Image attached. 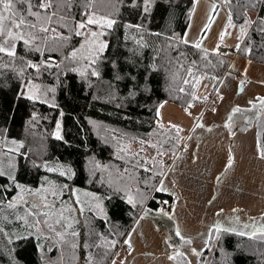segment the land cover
I'll return each mask as SVG.
<instances>
[{
  "label": "trees",
  "instance_id": "obj_1",
  "mask_svg": "<svg viewBox=\"0 0 264 264\" xmlns=\"http://www.w3.org/2000/svg\"><path fill=\"white\" fill-rule=\"evenodd\" d=\"M215 1L226 6L232 22H256L247 24L248 31L237 52L249 61L264 64V32L259 30L264 25L258 19L264 17V3ZM83 2L80 0V7L72 8L77 19H82L79 13ZM129 4L131 0H124L123 4L98 0L95 5L99 14L111 13L118 21L110 34L103 37L109 47L94 66L99 76H92L88 61L80 59L89 55L87 49L81 50L76 60L65 59L72 48L79 47L80 37H73L67 44L48 41V48L58 50H45L43 56L27 51L22 44L17 45L14 62L0 54V65H8L0 67V141L13 138L23 144L16 152L17 180L36 186L46 173L45 162L61 160L70 165L73 175L68 179L55 174L58 180L68 181L69 187L95 191L103 202L104 213L87 209L78 229L73 230L79 233L75 242L80 246L74 252L67 246L61 247L63 264H86L88 253L93 264H110L137 217L145 212L164 229L172 245L184 243L175 236L169 218L154 212L164 199L172 196L165 192L150 196V173L142 170L137 174L134 165L143 158L148 140L156 135L160 105L169 101L182 108L190 107L197 101L201 84L220 79L231 62L230 57L207 49L205 56V48L181 42L195 0H155L147 15L139 7L125 6ZM128 24L141 25V30L125 27ZM141 37L143 46L136 43ZM49 56L59 68L41 69L37 75L34 69L26 67L28 60L39 63ZM81 72L85 74L82 76ZM35 85L40 87L39 101L27 98L37 94ZM255 104L254 109H259L258 100ZM58 125L62 138L55 135ZM134 145L137 149L132 148ZM133 153L139 156L134 157ZM130 177H135L133 186L128 182ZM0 184L8 185L6 191L0 188L1 202L18 191L6 178H0ZM128 195L143 203L133 207L127 203ZM112 241L116 242L114 246ZM39 242L41 239L32 234L12 239L8 232H0V264H52L44 257L45 250L41 251ZM198 264H264V233L221 232L219 239L211 238Z\"/></svg>",
  "mask_w": 264,
  "mask_h": 264
},
{
  "label": "rangeland",
  "instance_id": "obj_2",
  "mask_svg": "<svg viewBox=\"0 0 264 264\" xmlns=\"http://www.w3.org/2000/svg\"><path fill=\"white\" fill-rule=\"evenodd\" d=\"M194 7L195 11L191 13L184 39L191 44L199 42L203 48L211 51H215L218 44L223 43L230 49L229 57L236 54L248 31L247 24L232 22L235 27L229 26L226 6L218 4L215 0H200L198 4L195 2ZM209 20L212 21L210 25ZM241 25H244L246 30L243 38L240 34ZM196 96L197 101L188 108H182L169 101L160 105L156 135L148 140L149 147L145 148L142 155L150 161L149 166L152 157H156L157 161L162 158L163 167H153L149 185H156L161 177L155 173L163 171L164 183L169 189L165 193L172 196L164 199L167 203L162 201L154 212L169 218V225L172 226L174 234L179 229L181 236L190 239L191 244L172 245L169 236L162 233L164 229L161 230L151 214L145 212L137 217L110 264H113V261L115 264H183V259L188 264H198L200 255H196L192 249L203 252L210 242V231L212 237L217 239L213 226L218 221L224 226H234L237 232L243 231L245 235L254 234L243 225L255 224L259 227L264 224V159L260 157L258 150V140L261 145V135L264 133V112H260V108L255 110L252 107L257 98H264V83L237 76L231 71L220 79L204 81ZM236 107L249 111L233 115L230 130L225 124ZM161 124L163 128L159 127ZM171 125H178L182 131L177 132ZM57 133L61 135L59 127L56 136ZM177 137L180 138L179 142ZM12 141L16 143L13 144ZM152 144H156L157 148H153ZM18 145L19 142L13 138L0 141V166L5 171H11L9 165L14 164L16 172V152H8V149H15ZM132 148L137 149V145ZM158 150L163 151L162 157L157 156ZM230 158L232 166L229 168ZM45 164L57 170L49 172L43 166L46 173L38 185L32 186L17 181L33 190L42 185L48 188L68 185V181L61 182L55 175H60V171L69 170L70 165L67 162L49 160ZM142 170L137 168V174ZM128 182L133 186L134 179H129ZM69 189L74 195L65 191L64 195L56 200V210L61 208V201L65 202V206L77 208L75 213H65L66 216L73 215L78 221L73 224L71 231L78 227L80 218L87 209L104 213L103 202L97 192L78 186ZM155 192L151 187L149 195L153 196ZM19 193L18 189L14 197L5 202L0 201V232H8L12 239L30 235L35 231V222L41 218L32 217L28 214L29 211H48L44 208L32 209L34 198L27 193V203H16ZM88 193L93 195H86ZM77 195L84 205L83 213L79 211V205L75 204ZM48 198L56 199L51 195ZM9 202L16 203V207H8ZM161 208L164 209L163 212L160 211ZM237 216L238 221L235 220ZM40 227L47 235V227L43 223ZM57 228L63 230L59 226ZM257 233L261 232H255ZM35 236L40 237V233L36 232ZM40 239V244L47 247L56 245L54 235L51 241ZM62 252L60 248L53 255L45 249L44 257L52 264H63ZM176 252L182 255L170 260L169 257Z\"/></svg>",
  "mask_w": 264,
  "mask_h": 264
},
{
  "label": "snow or ice",
  "instance_id": "obj_3",
  "mask_svg": "<svg viewBox=\"0 0 264 264\" xmlns=\"http://www.w3.org/2000/svg\"><path fill=\"white\" fill-rule=\"evenodd\" d=\"M98 0H84L82 11L79 15L82 19H77L76 15L73 14L72 8L74 6L80 7V0H0V54H4L10 58H12L13 62L17 59V45L22 44L25 49L29 52H36L41 56L44 55V51L47 50L57 51L58 49L48 48V41H63L66 44L69 43L73 37L82 38V42L79 43V47H74L71 49L68 56L65 59L76 60L78 58V53L81 50L87 49L89 52L88 56L80 57V59H85L88 61L89 68H91L92 76H99L100 73L94 67L100 57L107 51L109 44L108 41L104 40L103 37L109 35L114 26L118 23V21L112 18L111 13L99 14V11L96 9L95 5ZM101 3H104L105 0H100ZM118 3L123 4L124 0H117ZM155 2V0H131V4L125 5L126 7H139L142 12L147 15L151 11V5ZM198 4L200 0H195ZM107 3H111V0H107ZM264 3V0H255V4ZM19 6V7H18ZM215 8V5L212 6ZM195 11V7L193 8ZM259 23L264 25V17H259ZM212 23L211 20L208 21V25ZM246 24L251 25L252 23H256L255 21L246 20ZM228 25L235 27L232 24L231 15L228 17ZM127 28L135 27L138 31L141 30V25H125ZM58 29H64L65 31H58ZM261 32H264V27L259 29ZM67 32V34H65ZM245 27L244 25L240 26V34L241 38L245 35ZM158 35V33H157ZM221 39H223V34L221 35ZM181 42L184 44H188L189 41L187 39H181ZM138 45L143 46V39L136 40ZM43 44V47L41 46ZM194 47L200 49L202 47L201 43L194 42ZM219 47V46H218ZM204 54L207 56L208 52L204 49ZM22 60L23 57H20ZM0 67H8L7 64L0 65ZM26 67L30 69H34L37 75L40 74L41 69H51L53 67L59 68L60 65L56 63L51 56L48 57L47 60H41L39 63H34L31 60L26 61ZM113 67H115V62H113ZM72 71H78V69H72ZM23 69H21V73ZM82 76L85 74L84 72L80 73ZM191 74V72H190ZM134 81L135 77H131ZM189 81H185L188 83ZM31 83V82H29ZM27 87V85H26ZM36 88L37 94L28 95V99L39 101L40 100V87L39 85L34 86ZM55 91V89H52ZM260 106V112H264V98H257ZM47 103V101H43ZM252 103V102H250ZM162 106V105H161ZM257 105L255 103L252 104V107L255 108ZM245 111H249L248 109H241L239 107L233 108L232 114L229 115L228 121L225 124V127L231 130L232 127V116L236 113H242ZM159 115V113L157 112ZM247 119V117H245ZM251 121L249 120V123ZM200 126V125H198ZM59 127V125H58ZM159 127L163 128L164 126L161 124ZM172 129H175L177 132L182 131L178 125H171ZM235 135V133H232ZM58 138H62L57 133ZM177 142H179V137L176 138ZM15 144V141H12ZM141 144H144L145 141H140ZM153 148H157L156 144L151 145ZM23 147V144H19L15 149H8V152H19V148ZM143 150V149H142ZM258 150L259 155L262 159H264V147H261L260 142L258 140ZM134 157H138V153H133ZM157 156L162 157L163 151L158 150ZM120 159H124V157H120ZM141 160L143 162H141ZM150 161L147 158L137 159L134 167L143 169L145 172L151 173L153 167L157 165L159 167H163L162 158L157 161L156 157L151 158V166H149ZM232 166V158L229 160L228 167ZM44 167L47 171L52 172L57 169L48 167L46 164ZM99 167V165H97ZM9 168L11 171H5L2 166H0V178H6L12 187L19 189L20 193L16 199V203H27L28 201L25 199V193L28 196L33 197L32 200V209L39 210L41 208L48 209V211L39 212V211H29V215L33 217H41V219H37L35 222V231L32 235L35 236L36 232L40 233V237L45 241H51L53 235L56 238L55 247H47L46 250L48 252L59 251L62 246L69 247L73 252L80 246L75 239L79 236V233L76 231H71L74 223H78V221L73 216H66L65 213H75L77 208L72 207L70 205L65 206V202L61 201V208L56 210V200L62 197L65 191L71 190L67 184H64L58 188H48L43 185L36 189L26 188L24 185L20 184L17 181L15 175V165L10 164ZM127 171V169H125ZM61 176H67L68 179L72 178L71 170L69 169L67 172L60 171ZM161 177L160 180L157 181L156 185H151L152 188L156 192H168L169 189L164 183L165 174L163 171L155 173ZM154 178V177H153ZM130 179H135V177H130ZM144 183L147 185L148 181L145 180ZM0 188L5 191L8 188V185L0 184ZM78 191V190H76ZM139 192V189L136 190ZM74 195V193H71ZM56 198L54 200H49L48 196ZM86 195H93L88 193ZM143 195V193H141ZM98 199V198H97ZM143 203V201H137L132 195L127 196V203L136 206L137 203ZM16 203L9 202L8 207H16ZM162 203H167V201H163ZM75 204L79 205V211L83 213L84 205L81 204L80 198L77 195L75 197ZM99 207V205H97ZM102 210V209H101ZM161 212L164 211L163 208L160 209ZM234 211H238L234 209ZM106 218V216H105ZM23 219V218H21ZM235 220L238 221L239 217H235ZM25 222H27L25 220ZM43 223L44 226L48 229V234H44L40 225ZM59 228L63 229L58 230ZM245 229H250L251 234H255V232L259 231L264 233V224H261L257 227L255 224L252 225H243ZM217 233V239H219V234L221 232H237V229L234 226H224L219 221L213 226ZM176 236L180 237V239L184 243L191 244L190 239H185L180 234V230H176ZM239 235H245L246 233L243 231L238 232ZM23 238V237H22ZM209 240L212 238L211 231L209 232ZM115 241H112V245H115ZM128 243V241H126ZM85 248L89 247L87 244L84 245ZM41 251L45 250V245H40ZM192 251L196 255H202V252H197L196 249H192ZM177 255H182V253L176 252L172 256L169 257L170 260H175ZM63 259V254L61 256ZM86 264H93V257L91 253L87 254ZM113 264L115 262L113 261Z\"/></svg>",
  "mask_w": 264,
  "mask_h": 264
},
{
  "label": "crops",
  "instance_id": "obj_4",
  "mask_svg": "<svg viewBox=\"0 0 264 264\" xmlns=\"http://www.w3.org/2000/svg\"><path fill=\"white\" fill-rule=\"evenodd\" d=\"M208 8H210V5L207 6V10ZM218 45H224V44L219 43ZM230 57H231L230 58L231 62L228 68V72L232 71L237 76L240 77L242 76L243 78H250L253 80H260L262 81V83H264V64L256 61H249L245 57L240 55L237 51L236 54ZM162 233L164 232L162 231Z\"/></svg>",
  "mask_w": 264,
  "mask_h": 264
},
{
  "label": "built area",
  "instance_id": "obj_5",
  "mask_svg": "<svg viewBox=\"0 0 264 264\" xmlns=\"http://www.w3.org/2000/svg\"><path fill=\"white\" fill-rule=\"evenodd\" d=\"M219 46V47H218ZM215 52L220 56L229 57L230 49L224 45H218ZM231 58V57H230ZM185 145V144H184Z\"/></svg>",
  "mask_w": 264,
  "mask_h": 264
},
{
  "label": "bare ground",
  "instance_id": "obj_6",
  "mask_svg": "<svg viewBox=\"0 0 264 264\" xmlns=\"http://www.w3.org/2000/svg\"><path fill=\"white\" fill-rule=\"evenodd\" d=\"M73 216V215H72ZM33 217V216H32ZM74 217V216H73ZM38 218V217H37ZM41 218V217H40ZM36 220V219H35ZM34 222V221H33ZM2 224V223H1ZM4 224H6V222L4 223ZM4 227H6V226H4ZM9 228V227H8ZM8 230V229H7ZM4 232V231H3ZM3 232H1L2 234H3ZM5 235H6V233H5ZM27 237V236H26ZM29 237V236H28ZM2 238V237H1ZM38 239V238H37ZM8 241V240H7ZM82 242V241H81ZM11 243H12V241H11ZM40 243V242H39ZM83 243H84V241H83ZM15 245V244H14ZM45 245V244H44ZM54 245V244H53ZM84 245V244H83ZM63 247V246H62ZM40 253V252H39ZM62 253H64V251L62 252ZM50 254V253H49ZM40 257V256H39ZM44 263V262H43ZM49 263V262H48Z\"/></svg>",
  "mask_w": 264,
  "mask_h": 264
}]
</instances>
